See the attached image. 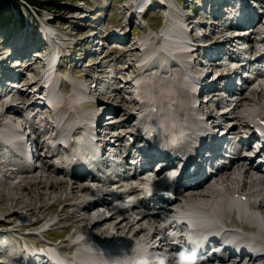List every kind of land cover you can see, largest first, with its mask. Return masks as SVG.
<instances>
[{
	"label": "bare ground",
	"instance_id": "1",
	"mask_svg": "<svg viewBox=\"0 0 264 264\" xmlns=\"http://www.w3.org/2000/svg\"><path fill=\"white\" fill-rule=\"evenodd\" d=\"M134 3L135 1L132 5ZM140 4L144 6L146 0H141ZM229 4L230 11L233 12L236 7L234 4ZM223 18H226V14L220 15V19ZM184 19L173 5V8L166 15V24L160 37L152 40L147 35L132 44H115L112 52L121 48L122 54L129 59L128 66H117V61H121L117 55L113 58V62L108 63L111 53L107 51L105 58L101 61L102 63L98 64L101 66V71L97 77L93 78L90 86L87 88L84 85L85 83L75 84L72 92L66 93L62 88L57 87L54 80L50 78L54 71L50 68L46 69L45 65H43V68L36 69L35 74L28 75L27 67L37 64L41 59L40 57H29L28 53H26L27 56L23 55V57L31 60L28 65L21 67L19 72L27 77L28 81L24 83L25 87L14 92L15 94L12 95L10 101L17 96L25 99L30 96V98L24 100L21 105L9 102L6 104L7 107L0 109V127L2 126L0 136L8 139L7 144L0 141V147L3 145L2 148H6L16 156L14 161L5 160L6 157L2 154L0 157V186H2V191H6L4 193L7 194V199H12L10 203L12 202L13 205L6 211L4 209L6 206L0 204V215L6 213V217L11 218L21 211L13 204L18 199L17 196L12 195L15 190L21 192L28 203L33 200L32 197L26 195L25 190L32 191L33 195L36 193L37 197L41 194L48 197L54 192L68 191L72 199L67 205L71 208L64 215V218L75 219L77 223L73 224L74 228L67 238L62 236L61 241L64 244L61 247H59L57 241H52L49 245L58 247L60 252H65L73 237H77L78 241L71 242L72 254L67 255L72 264H80V262L87 260L93 264H132L134 260L131 258L130 253L137 248L147 247L150 242L148 233L153 228L160 232L161 241L170 244L172 250L181 251V253L174 254L168 264H213L212 261L218 259L222 260L224 264H235L229 260L224 261L221 256L215 253L210 254L208 249L203 250L201 255L197 254L195 247L205 236H209L212 240L214 236L227 234V236H235L238 241L245 240L247 241L246 244L255 243L264 248V155L254 157L253 154L247 153L246 151H249L251 146H248L247 141L243 139V135L240 133L242 127H247L248 132L254 135L252 122H255L258 117L264 118V100H261L264 95V73L261 76L262 81L256 86H247L240 93H233L232 100L226 104L220 115H217L220 110L214 113L211 109H207L210 107L209 102L204 103L201 100L200 103L195 105L193 101L197 102L199 99H193V78L190 69L188 67L183 68L195 61L198 51L197 46L200 45L197 40H200V37L193 36L189 30L182 26ZM228 19L231 23L228 27L223 25L221 28L222 23H219L220 21L214 24L216 25L214 32L222 34L223 37L220 39L221 41L212 42L211 45L215 50L223 51L225 49L223 44L231 42L235 32L241 33L242 24L235 25L234 17L229 16L225 20ZM202 21L201 24L203 25L207 22L205 19ZM190 26L191 24H189ZM251 26L258 27V30H260V27L264 29V21L258 19ZM48 29L51 30L52 35L61 32L51 28ZM258 30H253L248 34L243 32L239 36L244 40V45L249 48L254 46L258 41L257 38H254V35L259 33ZM227 31L228 33L223 35ZM55 34L52 37L53 39L63 40L62 36H55ZM189 37L192 41H189ZM60 40L59 44H61ZM191 47L193 49L188 52V48ZM208 51H206L207 55ZM245 51V49L239 48L237 51L229 50L227 53H230V55L234 52L243 54ZM237 58L236 55L230 56L231 61H236ZM230 60H212L211 65H213V68H226L230 64ZM139 62L141 63L137 65L136 69L135 66ZM258 62H263L264 65V53L259 54ZM129 67L133 68L137 74L122 79L121 73L127 71ZM61 68L59 63V71ZM236 70L234 69L230 73L224 71L222 77L227 79L230 74H236ZM104 75L107 76L104 80L109 79L106 85L109 90H103L102 93L109 96L108 100L110 101L104 106H107L110 111L102 115L91 112L93 110L86 111L83 105L97 95L100 88L95 82L99 83ZM60 76L59 73H55V78H60ZM44 77L48 84L47 88H49L46 98L38 95L39 91L44 88L40 82ZM219 78L214 77L211 79L207 75L202 79L204 88L209 85L214 87L212 89L213 96L210 98L211 103L219 101L217 92L219 89L217 79ZM2 89H6V94L4 93L6 96L7 94L10 95L15 87L9 88L4 83ZM126 93L129 95H126ZM118 95L122 98H120L121 101L127 103V106L111 105V101H116ZM256 106H259V108L256 109ZM32 108L41 109L40 112L42 113L38 118L31 113L30 109ZM55 111L61 114V118L54 119ZM205 112L208 115L207 125H205V119H203ZM221 116L225 119V124H220L222 126V136L218 139L223 138L228 142L230 141L229 145L233 150H226L224 154H221L223 152H220V150L217 151V155L220 154L222 157H220L222 160L218 159V161H227V163L216 161L217 155L208 163L206 160H210V156L206 155L204 150L211 151V149L206 145L203 137L212 135L213 130L215 131V128L219 127L213 126V130L211 129L212 124L219 125L218 118ZM41 118L46 122L41 123L40 133L36 135L32 131L35 124L38 125L39 123L37 119ZM96 119L105 128V130H102L105 132L100 134V130L97 128L95 132L99 140H102V137L105 138L108 145L104 156L98 162L104 169L99 168L96 171L91 184H79L77 179L80 177L73 173L72 169L66 168L65 165L66 161L74 160L76 154H68L64 151L55 152L54 148L55 146L59 148L66 141L69 143L68 148L70 151L75 149L81 155L80 152L87 146L86 140L88 137L86 133L77 134L76 129L82 126L90 128L91 123ZM142 124L156 132L151 141L153 144H159L161 147L171 150L175 155L183 152L186 158L190 159V166L186 170V178L183 183L185 187L181 188L175 200L164 202L158 193L157 185L160 183V179H154L151 182L153 190L147 197L141 196L142 191L140 188L133 190V193L138 197L134 204L136 207L120 209L108 215L110 210L100 209L101 206L110 204L113 199V193L104 190L108 183L105 165L111 160L113 152L118 151L119 146L125 139L129 138L127 133L123 132V127L128 125L139 127ZM49 127H54L58 132L57 134L56 132L51 134V136L48 135L47 139H44ZM36 130L38 129L36 128ZM180 133L186 134L183 143L176 141ZM66 136L68 139H65ZM214 136H210V138L213 139ZM43 141L45 146L41 151L38 144ZM240 142L242 146L238 147L237 145ZM216 145L217 142L213 145L212 152L216 149ZM51 147L54 153H51ZM195 154H197L196 157H194ZM60 155L63 161H59L58 157ZM198 156L203 157L206 164L201 162ZM50 160H53V162H50ZM4 162L7 163L5 167L1 166ZM77 164H80V162ZM193 166L195 169L192 171L191 167ZM175 167L174 163L170 161L165 167L160 168L158 174L166 175L168 168ZM114 171H117V167L114 168ZM134 173L138 179H143L140 172L136 171ZM111 176L113 175L110 174ZM165 180H169L168 175ZM63 183H66L65 186H61ZM34 185L35 187H33ZM90 195L97 197L96 205H82L81 208L80 206L84 200L92 198ZM244 196H246V199L243 198ZM152 203L158 205L157 212H153ZM140 207L146 210L144 215H141L142 212L138 211L137 208ZM31 209L25 208L22 210L19 226L35 222L28 218ZM93 209H96V211H93ZM61 212L62 210L58 215L63 214ZM117 215L120 217L117 218ZM176 216L185 218L194 225L195 229L192 231L191 241L185 236L173 234L174 230L178 229L174 219ZM236 217L241 219L240 224L234 222ZM247 224L257 225L258 231H250ZM45 228H42L40 232L42 233ZM1 236H3V233L0 234ZM8 240L9 238L0 240V244L5 249L9 248L10 242ZM212 247L210 246V248ZM15 253H17V256L27 255L25 249ZM53 253L54 251H50V254L53 255ZM28 255L30 256L31 253H28ZM148 259L149 256L146 255L139 262L146 264L145 262ZM262 261H264V254L259 258H250L249 261H237V263L264 264Z\"/></svg>",
	"mask_w": 264,
	"mask_h": 264
},
{
	"label": "rangeland",
	"instance_id": "2",
	"mask_svg": "<svg viewBox=\"0 0 264 264\" xmlns=\"http://www.w3.org/2000/svg\"><path fill=\"white\" fill-rule=\"evenodd\" d=\"M133 1L135 2L138 1V4L139 2L141 3V0H78V1L66 0V1H62V3L59 4L60 6L45 4L44 7H39V6L28 4L26 3L25 0H20L16 2L15 3L16 5H14L15 7H11L7 11V16L12 17L10 20V23L8 25L0 27V78L1 77L3 78V74L7 72H13V73L17 72V74H14V76L15 78L21 77L20 78L21 81L20 80L18 81L20 85L17 88L12 89V92L10 95L7 94L6 97H3L0 100V109L7 107L6 104L9 102H13V104L15 105H21L23 101L27 99V98L26 99L19 98V96H17V97H14L15 99L10 101V99L12 98V95L15 94L14 92L25 87L24 83L28 81V78L25 77L23 74H21V72H19L21 67L26 66V64H23L21 62L22 60L17 58L16 53L18 51H16V49H19L20 46L22 48V44H25V45L32 44V46L35 49H44L45 48L44 43H46V39L43 37V33H44L43 30L44 28H46V26L50 25L52 26V28L51 27L49 28H51L52 30L55 29L58 32L61 31L57 35L62 36L63 39L67 38L68 36L67 34L70 35L71 33V36H68L67 41H72V42L76 41L74 43L75 47L73 49H75V52L72 53V55L74 54L72 57V60L68 57L69 53H71L70 51L67 54H65L66 60L65 58H63L61 60L63 63L60 62V67H62L60 71L56 72V73H59L61 75L60 77H62V79L64 80V86L60 88H62L63 91L67 93V92L73 91V87L75 84H83L81 82L85 81L87 77L88 73H86L87 71L85 69H87L88 65L85 64L84 66V63H89L91 57H94V55H91L92 53H90V51L93 50V48H91L92 47L91 46L92 35L90 34L91 33L90 31L93 30V25L102 24L101 27H104L105 25L110 27L112 24L119 23L125 26L126 29L129 31V35L126 36L125 38L117 37L115 39L116 43L120 45L132 44L135 41H140L141 38H144L147 35H149L151 39L154 40L155 38L156 39L158 38L159 33L165 26L166 15L168 11L171 8H173V5L175 6V10H178L179 12L181 11L180 14L182 15V17H184V14H185V17H189L195 20V19L202 18V15L206 12L205 9H206L208 0H166L167 4L163 3L164 0H153V2L150 4V7L145 13L141 14L140 12L137 11V13L135 14L136 19H129L131 16V12L134 11V9L137 7V6H134L135 3L134 5H132ZM176 6L180 10L177 9ZM18 10H20V12L22 13V17L19 16ZM81 15H85V16L81 17ZM52 16L55 17V20L53 21L52 24L51 23L48 24L46 22V19H49ZM186 19L188 18H185L183 21H185ZM202 20L204 19H200L195 22L192 20L190 22L192 29H193V33H198V31L194 29L195 26H199V25L200 27L203 26V24H201L203 22ZM137 21L139 22L141 21L140 25H138ZM21 22L23 23V25L20 27L18 24H20ZM154 29L158 32V34H155L153 32ZM54 34L55 33H53V35ZM57 35L55 34V36ZM216 35L217 34L215 33V35L211 37V39L216 38L217 37ZM110 37H113V35ZM61 41L62 40H60V42ZM201 41H204V40L201 39ZM94 42H96L94 44H98L97 37L95 38ZM114 46L111 49L109 48L107 50L109 53H111L110 55L111 57L108 63L113 62L114 61L113 58L115 57V55H117L120 57L121 61H117L116 65L117 66L120 65V67L128 66L127 64L129 62V59L127 58V56H124L122 54L121 48L112 52ZM96 49L97 50L99 49V45L96 47ZM200 52L201 51H199V53ZM26 53L29 54L28 55L29 57H32L33 55H34L33 57H36V58L40 57L39 55L43 56L41 52H39L40 54L38 53L39 55L37 56L36 52L32 54L31 52L28 51V49H23L22 55L27 56ZM75 55H77L76 61H75ZM88 55L89 57H87ZM82 57L83 58L87 57L89 60L83 59L82 60L83 62L80 63L79 59H82ZM40 59L41 60L37 64H34L37 67V68L35 67L36 69H39V67L43 68L44 62L41 57ZM140 63L141 62L136 64L135 66L136 69H137V65H139ZM27 72H28V75L35 74V71H31L29 70V68L27 69ZM125 72L121 73L122 79H124L125 77L126 78L130 77L131 75L135 76L137 74L136 71L131 67H129V69ZM215 73L216 71L213 72V75ZM38 76L42 77L41 75H38ZM102 77H101L102 78L101 80L99 79L100 80L99 83H101V81L102 82L106 81L104 79H106L107 76L105 77L104 75ZM2 78L0 80H2ZM40 82L42 85L44 84V82L47 84V82L45 80L43 81L42 79ZM96 83L98 82H95V84ZM43 87L44 88H42L41 91H39L38 95L46 98V93L49 91V88H47L48 84L47 86L43 85ZM98 88H100L99 85H98ZM102 91L103 90H100V89L98 90L99 94L101 95L98 94L97 100H98V104H102L104 106V104H107V102H110V101L108 100L109 96H107L105 93H102ZM5 94L3 96H5ZM126 95H129V94L126 93ZM0 97H2V95ZM117 98L118 99L116 101L114 102L111 101V105L120 104L123 106H127V103H124V101H121L122 98L120 97V95H118ZM261 100L262 101L264 100V95L261 97ZM86 103H84L85 105H83L84 109L86 111L88 110L94 111L97 101L95 103L91 101L90 99L89 102H86ZM100 108L101 106H98L95 109V111H98V109ZM105 108H106L105 114H107V112H109L110 110L109 108H107V106H105ZM258 108L259 106H256V109ZM35 109H37L39 113H42V112H40L41 110L40 108L30 109L33 116L38 118L41 114H39V116L35 115L36 114V112L34 111ZM123 111L125 110L123 109ZM37 120L39 121V123L38 125L35 124L34 126L35 128L32 131V133L36 135L37 133H40L41 123L46 122V120H43L42 118L37 119ZM206 122L207 121L205 120L204 121L205 125H207ZM215 126H220V125L215 124L214 127ZM36 128L39 130H36ZM220 128L222 129V126H220ZM126 129H127V126H124L122 129L124 133L128 132ZM55 132L57 134L58 130L57 129L55 130L54 127H49L46 135L44 136V139L45 138L47 139L48 135L51 136V134H55ZM65 139H68L67 136L65 137ZM44 144H45L44 141L38 144L39 150L43 151V148L45 146ZM50 151L51 153H54L52 147ZM0 157H1V154H0ZM58 158H59V161H63L62 160L63 158L61 155ZM4 159L7 160L6 158ZM6 162H4L1 166H4V167L7 166L8 162L7 163ZM50 162H53V160H50ZM77 183L80 184V182H77ZM64 184L66 183L61 184V186L62 185L65 186ZM33 187H35V185ZM25 191L27 193L26 194L27 196L32 197L33 201L31 203H28L27 201H25L26 200L25 196L21 192L15 190V192L12 195L17 196L18 199H16V201L13 204L16 208H20L21 211L11 218L10 217L7 218L6 213L0 215V234L3 233V236L1 237L3 239L9 238L8 241L10 242V245L12 243L14 245H19V244H23L24 242L28 241L27 243L30 246H32L33 244L36 243L37 240L44 241L47 239H52L53 237L56 238V236H63L65 234L64 230L65 232L70 231L69 228H71L72 230V228L77 222L75 221V219L71 220V219L64 218V215L68 213L71 208V206L67 205V203L70 202V199H72L68 191L54 192L48 197L45 194H41L39 195V197H37L36 193L33 192L35 194L33 195L32 191L31 192L27 190ZM4 192L6 191H2V186H0V204L6 206V208L4 209L7 211L13 205H12V202L10 203L12 199H7L6 197L7 194ZM236 197L238 198V195ZM24 207L30 208V209L32 208L30 211V216L28 218L29 220H34L35 222H31V223L19 226L18 224L21 219L20 216L23 213L22 210L25 209ZM263 209H264V206H263ZM61 210H62L61 213L63 214L58 215ZM239 221H241V219L236 218L234 222H237L240 224L241 222ZM49 223H51L52 225L51 228L55 231L50 230L51 232L49 234L47 233L42 234L40 230H42V228H45ZM247 226H248V229H250V231H253V232L258 231L257 225L247 224ZM66 227H68V229H66ZM33 231L35 235H33L34 233L33 234L30 233ZM263 235H264V229H263ZM66 236L68 237L69 235L65 234V237L63 238H67ZM1 237H0V240L2 239ZM69 245L70 246H68L65 250V253L67 255L72 254V248H73L72 243L70 242ZM8 249H5V247H2V245L0 244V257L6 262H10L9 258L6 256H3V254L1 253V250H6L7 252H9ZM18 249L20 248H17L16 251L23 250V249H20V250ZM16 251L14 249L11 253H14L13 255L15 256L17 254L15 253ZM262 262L264 263V261ZM0 264H7V263L2 262L1 260ZM11 264H21V263L14 262Z\"/></svg>",
	"mask_w": 264,
	"mask_h": 264
},
{
	"label": "trees",
	"instance_id": "3",
	"mask_svg": "<svg viewBox=\"0 0 264 264\" xmlns=\"http://www.w3.org/2000/svg\"><path fill=\"white\" fill-rule=\"evenodd\" d=\"M20 0H0V27H3L5 25H8L10 23V20L12 17L7 16V11L11 7H15V3ZM28 4L39 6V7H44V5H54V6H60L59 4L62 3V1L66 0H25ZM72 1H78V0H72ZM19 9V8H18ZM19 14L20 13V10ZM22 17V15H20ZM23 25V23H20Z\"/></svg>",
	"mask_w": 264,
	"mask_h": 264
}]
</instances>
